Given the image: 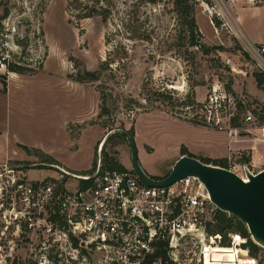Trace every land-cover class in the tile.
Here are the masks:
<instances>
[{"label":"rangeland","instance_id":"1","mask_svg":"<svg viewBox=\"0 0 264 264\" xmlns=\"http://www.w3.org/2000/svg\"><path fill=\"white\" fill-rule=\"evenodd\" d=\"M68 2L0 0V18L8 10L0 20L13 41L7 48L9 55L21 54L19 61L35 71L0 70L5 74V82L0 78V134L8 139L12 158H28L8 161L24 166L28 178L52 174L46 162L48 153L79 174L93 166L95 150L96 161L111 157L132 168L122 136L112 133L100 149L104 135L116 128L131 130L142 168L160 177L180 156L182 143L206 153L223 149L225 139L220 130L191 118L212 85H230L234 95L264 104V89L257 87L252 76L254 62L244 65V58L238 54L245 38L241 34L240 41L229 31V26L240 24L243 31L264 39V0H205L210 11L196 2L193 15L198 42L207 52L199 45H188L187 24L173 0H104L110 9L106 21L97 15L79 19ZM136 29L146 37L135 38ZM20 38L24 50L16 43ZM225 56L237 66L242 64L247 73L231 71L222 61ZM106 59L111 71H102L94 81L75 80L85 70H98ZM245 127L247 124L240 129V136H260L254 126L249 130ZM252 143L242 140L235 146ZM24 144L43 152L34 148L25 151L21 147ZM255 144L264 153V141ZM232 156L242 163L247 152ZM24 256L22 242L0 217V264H23ZM258 256H264V249ZM239 259L253 263L250 256L240 252L219 256L221 264Z\"/></svg>","mask_w":264,"mask_h":264},{"label":"built area","instance_id":"2","mask_svg":"<svg viewBox=\"0 0 264 264\" xmlns=\"http://www.w3.org/2000/svg\"><path fill=\"white\" fill-rule=\"evenodd\" d=\"M195 1L212 10L205 0ZM1 23L0 70L7 71L8 62L19 61L20 54L10 57L7 48L13 41ZM229 31L241 41L236 25ZM242 43L238 54L244 65L254 62V70L264 72V44ZM222 61L234 73H247L229 56ZM191 118L235 141L243 124L247 130L254 126L257 139L264 141V104L234 95L219 83ZM243 163L228 156L223 167L244 178ZM247 164L251 172L259 170L258 164ZM48 165L52 174L30 179L24 166L0 164V217L23 244V264H221L208 250L219 245L220 235L208 232L217 208L192 177L147 186L132 168H110L101 158L80 174ZM229 236L231 244L237 240L243 248L246 238ZM207 255L212 256L208 262ZM258 257H251L252 264H264V256Z\"/></svg>","mask_w":264,"mask_h":264},{"label":"water","instance_id":"3","mask_svg":"<svg viewBox=\"0 0 264 264\" xmlns=\"http://www.w3.org/2000/svg\"><path fill=\"white\" fill-rule=\"evenodd\" d=\"M112 133L124 135L132 169L145 185L168 186L180 179L192 177L204 186L216 208L241 220L251 240L264 249V167L251 172L248 164L243 163L244 179L223 166L205 163L195 156L182 154L173 162L168 173L154 178L142 168L136 144L127 130H109L99 144L100 149Z\"/></svg>","mask_w":264,"mask_h":264},{"label":"trees","instance_id":"4","mask_svg":"<svg viewBox=\"0 0 264 264\" xmlns=\"http://www.w3.org/2000/svg\"><path fill=\"white\" fill-rule=\"evenodd\" d=\"M173 2L176 8L178 9L180 16L184 18V21L187 24V37L189 39L188 45L189 46L199 45L201 48H203L204 52H207V50L198 42V39L200 36H199V32L197 31L195 19L193 15L194 6L196 4V1L195 0H173ZM68 5L77 10L76 16L79 19L90 18V17L97 15V16H100L103 21H106L110 14V9L107 3L104 2V0H69ZM7 13H8V10L5 9L4 14L0 19H3L4 17H6ZM213 22L216 23L215 25H219L220 23L217 19H214ZM3 28L4 26L0 22V34L1 32H3L4 30ZM134 37L142 39V38H145L146 35L144 34V32H140V29H136ZM23 41L24 40L20 38L16 40V43L23 46V50H24L25 44ZM20 55L18 59L20 58ZM22 63L23 62L21 61H15V62L9 61L7 64V71L15 72V73L35 72L32 68H29L23 65ZM39 67L40 66H38L37 69H39ZM106 70H110V71L112 70V66L110 65L107 59L102 60L100 68L98 70H94V71L85 70V72L79 73L76 76L75 80L78 82L94 81L98 79L102 71H106ZM4 76L5 74H0V78H2L3 82H5ZM252 76L254 77L257 87L264 89V72L254 70L252 72ZM225 87L229 91L231 90L230 85H226ZM167 98L171 99L170 96ZM186 98L189 99L190 96L186 95ZM104 100H105V97L103 93H101V101L104 102ZM127 132L133 138V133L131 132V130ZM115 134L122 136L125 139L123 134H120V133H115ZM21 147L25 151H29V148L27 146L21 145ZM179 151H180V155L182 154L192 155L190 152H188V150L184 146H181ZM46 158H47L46 159L47 163H58V162H55V160L51 158L50 156H47ZM199 159L205 163H212V164H216L220 166H225L224 165L225 159H212V158H206V157H201ZM102 161L105 163L106 166L110 168L111 167L122 168V169L124 168L123 165L119 164L117 161H115L111 157L110 158L106 157ZM243 161L244 163H248L249 158L246 157L244 158ZM95 163H96V150H95V160L93 161V165ZM154 178H158V177H154ZM213 220H214L213 222L208 223V232L210 234L220 235L219 245H215L211 247V249H208L209 252L213 253L214 257L219 258V256L224 253L240 252L245 255H249L250 257L255 258L257 257L259 251L263 249L251 240L245 224L241 220H239L236 216L228 215L227 213L220 211L219 209H216ZM230 233L238 234L241 237L246 238V243L242 244V247L248 249V254L245 249L237 246L238 244L237 240H235L233 244L230 243L231 241V238L229 236ZM210 257L212 256H209V255L206 256L208 260L210 259Z\"/></svg>","mask_w":264,"mask_h":264},{"label":"crops","instance_id":"5","mask_svg":"<svg viewBox=\"0 0 264 264\" xmlns=\"http://www.w3.org/2000/svg\"><path fill=\"white\" fill-rule=\"evenodd\" d=\"M250 7H261V6L260 5H252ZM235 25L237 27L239 26V30L242 33V35L244 36L246 42L253 43V44H264V39H262V37L260 35H258L256 33H250L246 30L243 31L240 24H235ZM262 100H264V99H262ZM96 101H98V99ZM89 118H90V116H88V119ZM194 126L199 127L197 125H194ZM201 128H204V127H201ZM206 130H209V129L206 128ZM210 131H212V130H210ZM214 131L217 132L218 130H214ZM221 133H223L224 139H225L223 149H221V150L217 149V151H207L208 153H206L205 151L198 150V149L196 151H194L190 148L189 145H186L185 143H182V144L188 150V152L192 153L193 155L200 156V157H206V158H212V159H225L226 160V158L228 156L233 157L232 156L233 153L237 154L240 151L245 150L247 152L246 157L249 158V164H251V163L252 164H258L259 169L264 167V153L260 152L257 145L255 144V141L257 142L259 139H257V138H246V137L240 136V138H238L239 140L235 141L233 138H230L226 132L221 131ZM242 140H250V142L253 141V143L247 144L244 146H235L236 143H239ZM25 146H27V145H25ZM8 147H9L8 139L6 137L2 136V134H0V150L3 154V157H0V164H2L4 162H8L10 160L28 161V158L27 159L12 158L9 154ZM27 147L29 148V151L31 150V148H34V149H39L43 152V150L41 148L36 147V146H27ZM47 155L50 156L51 158H53L55 160V162H58L59 164L65 166V164L62 162V160H60L59 158H57V157H55L49 153ZM242 155H243V153H242Z\"/></svg>","mask_w":264,"mask_h":264},{"label":"bare ground","instance_id":"6","mask_svg":"<svg viewBox=\"0 0 264 264\" xmlns=\"http://www.w3.org/2000/svg\"><path fill=\"white\" fill-rule=\"evenodd\" d=\"M206 260H207V258H206Z\"/></svg>","mask_w":264,"mask_h":264}]
</instances>
